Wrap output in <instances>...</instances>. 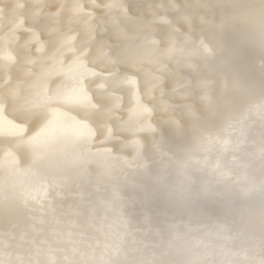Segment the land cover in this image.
Instances as JSON below:
<instances>
[{
    "label": "bare ground",
    "instance_id": "6f19581e",
    "mask_svg": "<svg viewBox=\"0 0 264 264\" xmlns=\"http://www.w3.org/2000/svg\"><path fill=\"white\" fill-rule=\"evenodd\" d=\"M0 264H264V0H0Z\"/></svg>",
    "mask_w": 264,
    "mask_h": 264
},
{
    "label": "snow or ice",
    "instance_id": "6c2138e0",
    "mask_svg": "<svg viewBox=\"0 0 264 264\" xmlns=\"http://www.w3.org/2000/svg\"><path fill=\"white\" fill-rule=\"evenodd\" d=\"M109 57L111 58V54H108ZM125 86L129 89H134L138 86V82L135 79H132L131 76H129L124 82ZM73 93H79L81 91V88L79 86H74L72 88ZM86 95V93H85ZM85 105L89 108V111L91 112L93 109V105L91 104V100L90 97H88V99L85 101ZM137 110L140 112H147L148 109L145 108L143 105L141 104H137ZM22 118L19 120L20 125L22 126V129H28L32 126L33 121H34V116L31 113H28L27 111H22L21 113ZM42 123V121H41ZM28 136L27 132H25L24 136L20 137L21 139H24ZM30 143H38L39 142V134H37V136L31 137L29 139ZM130 143L132 145H134L137 149V151L139 152L141 145L139 144V141L137 140H132L130 141ZM11 146H6L5 150L10 149ZM75 159V157L73 158Z\"/></svg>",
    "mask_w": 264,
    "mask_h": 264
}]
</instances>
